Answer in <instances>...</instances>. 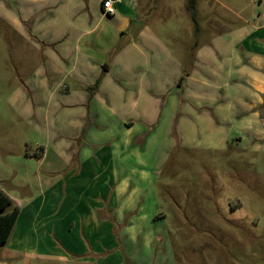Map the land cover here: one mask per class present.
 Listing matches in <instances>:
<instances>
[{
  "label": "crops",
  "instance_id": "obj_1",
  "mask_svg": "<svg viewBox=\"0 0 264 264\" xmlns=\"http://www.w3.org/2000/svg\"><path fill=\"white\" fill-rule=\"evenodd\" d=\"M105 1L0 0L29 46L7 104L42 143L2 166L19 209L8 241L112 264L98 256L115 232L130 264H172L158 191L172 149L256 151L264 137V0L181 56L152 25L157 0H111L112 16Z\"/></svg>",
  "mask_w": 264,
  "mask_h": 264
},
{
  "label": "rangeland",
  "instance_id": "obj_2",
  "mask_svg": "<svg viewBox=\"0 0 264 264\" xmlns=\"http://www.w3.org/2000/svg\"><path fill=\"white\" fill-rule=\"evenodd\" d=\"M189 1L157 0V8L151 14L155 17L152 25L179 56L195 42H208L207 35L240 26L242 19L249 18L261 2L196 0L203 31L195 39ZM1 24L0 176L6 162L18 160L26 151L37 153L38 145H42L38 136L28 130L27 122L7 104L17 83L12 71L20 67V61L25 64L21 57L26 56L19 53L29 46ZM171 137L175 142V136ZM167 159L158 191L166 217L172 264H264V137L256 151L250 147L226 152L174 147ZM113 236L103 240L98 258L112 264L116 261L130 264L115 232ZM9 241L0 249V264H96L97 258L92 263L78 262L91 258L87 254L78 256L54 239V244L40 248L28 241L21 247L11 246Z\"/></svg>",
  "mask_w": 264,
  "mask_h": 264
},
{
  "label": "trees",
  "instance_id": "obj_3",
  "mask_svg": "<svg viewBox=\"0 0 264 264\" xmlns=\"http://www.w3.org/2000/svg\"><path fill=\"white\" fill-rule=\"evenodd\" d=\"M189 3L191 19L195 28L199 29L196 0H190ZM10 207L11 209L8 210ZM18 215L19 209L16 206H13L12 200L0 189V249L10 239Z\"/></svg>",
  "mask_w": 264,
  "mask_h": 264
},
{
  "label": "built area",
  "instance_id": "obj_4",
  "mask_svg": "<svg viewBox=\"0 0 264 264\" xmlns=\"http://www.w3.org/2000/svg\"><path fill=\"white\" fill-rule=\"evenodd\" d=\"M103 9L106 16H112L115 13V8L111 0H107L103 3Z\"/></svg>",
  "mask_w": 264,
  "mask_h": 264
}]
</instances>
